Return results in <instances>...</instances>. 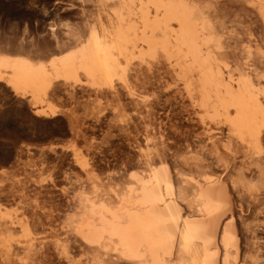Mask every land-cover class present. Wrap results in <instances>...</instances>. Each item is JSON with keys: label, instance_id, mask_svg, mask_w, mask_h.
Masks as SVG:
<instances>
[{"label": "bare ground", "instance_id": "6f19581e", "mask_svg": "<svg viewBox=\"0 0 264 264\" xmlns=\"http://www.w3.org/2000/svg\"><path fill=\"white\" fill-rule=\"evenodd\" d=\"M103 1L111 9L115 19H112L113 24L108 28L93 25L84 31L85 34H82L83 30L73 34L72 42L64 45L65 50L59 51V48L58 53H49L45 61L35 60L28 54L0 52V87L19 99L28 95L29 105L37 106L34 117H55L63 111L47 102L58 97L73 99L77 94L73 87L85 77L88 84L95 86L97 97L100 93L109 100V114L104 120L106 133L110 128L126 133L134 121L142 120V115L154 114L156 104H161V96L169 101L171 97L167 95L173 85L172 89L185 92L188 103H195L202 113L201 118L224 126L228 139L225 147L230 149L231 142L239 149L256 146L260 154L246 161L243 152V159L235 161L234 152L229 162L220 156L208 138L214 161L222 164L221 169H214V161L212 163L209 156L192 147L185 150L174 147V157L170 161L168 150L165 153L163 148L150 146L151 150L140 154V161L122 181L94 180L89 190H75L74 205L61 226L64 237L56 236L54 243L67 258L68 248L76 244L88 254L90 264L263 263V246L259 241L263 237L258 236L256 230L264 207V145H261L264 139V84L259 77L262 69L258 72L247 62L238 67L237 62L224 59L227 56L221 54L224 58L220 57L224 44L218 25H224L217 24L219 17L211 15L210 2L203 5V0ZM243 1L257 10L264 23V0ZM136 51L141 56L133 62L137 70L133 71L131 66L132 76L145 77V72L147 77H152L149 75L155 68H165L166 74L174 80V84L168 85L170 92L166 96L158 92L155 100L147 99L129 81L132 78L129 66ZM140 88L143 90L144 87ZM88 91L85 90L87 95ZM126 105L131 108H126L131 110L128 121L119 113ZM150 138L146 134L145 141L149 142ZM83 170L88 172L85 167ZM242 201H246V206ZM25 204L20 217L19 214L12 217L0 209V264H44L47 261L50 244L45 241L48 247L42 251L44 249L32 231L52 228V216L44 213L41 197L39 201L35 195L32 203ZM250 215L256 222L252 225L247 222ZM38 231L34 234L38 235Z\"/></svg>", "mask_w": 264, "mask_h": 264}, {"label": "rangeland", "instance_id": "374dc122", "mask_svg": "<svg viewBox=\"0 0 264 264\" xmlns=\"http://www.w3.org/2000/svg\"><path fill=\"white\" fill-rule=\"evenodd\" d=\"M203 1L201 0L203 5L210 2V9L213 10L209 9L211 15L215 16V18L219 17L216 18L217 21L214 18L217 24L223 23L224 25H218L220 28L219 33L222 36L221 42L224 44L222 48L224 52L220 53V57L223 59L224 56H227L224 59H228L230 62L234 61V64L237 62L238 64L236 63L235 65L238 67L247 62L250 65L253 64L252 66H255L258 72L262 69L259 77L261 83L264 84V23L257 10L253 7L251 8L243 0ZM48 13H50L49 16L47 15ZM112 17L110 7L103 0H0V52L3 51L2 53L9 55L28 54L27 56L34 57L35 60L40 58V61L43 59L45 61L50 54L65 50L64 45L67 46L69 42H72L73 34L82 30L83 33H81L85 34L93 25L97 28L110 27L113 24L112 22H114L113 20H115ZM51 26L53 27L51 28ZM221 28L224 29H222L224 32H222ZM140 56L141 54L136 51L135 56L131 59L132 63L129 67L131 68L132 66L134 68L133 71L138 68L134 63L138 61ZM156 69L152 72L153 74L149 73V76L153 78L147 77V73L144 70L143 74H146V76H140V78L132 76L134 74L132 68L129 71L132 76L129 81L142 91L141 93L145 98L150 100H155L158 92L167 95L170 92L167 89L168 85L174 84V80L169 73H167L168 75L166 74L165 68L166 72L162 68ZM85 79L83 77L80 79L78 86L75 85L76 87H73L74 91H77V94L75 93L77 97L75 96L73 99L58 97L47 100L48 102L45 101L47 103L50 102L56 109L60 107L59 109L63 111V114L46 118L33 116V111L37 106L29 105L28 95L19 99L18 96L15 97L10 91L0 87V209L2 208V211L9 212L12 217L18 216L17 214L20 217L23 209L25 211L26 202L32 203L35 195L39 201L41 197L42 204H46H43L44 213L51 214L53 221V229L47 228L46 232H42L39 229L36 232L34 230L36 234L38 231L39 236L32 231V234L38 239L37 242L42 246H40L41 249H44L42 251H45L50 244L47 249L51 251L47 250L49 256L44 264H90L88 254L76 244H71L68 248L69 257L67 258L63 256L61 248L54 243L56 236L61 239L64 237L61 226L65 215L74 205L73 193L78 189L89 190L94 180L122 181L125 179L127 172L135 168V164L140 161V154L148 153L151 147L154 149L163 148L165 153L168 150L167 157L170 161L174 157V147L177 146V148L184 150L187 147H192L196 152L209 156L208 158L213 163L215 159L209 151L207 142V139L210 138L220 156L229 162L232 160L230 155L234 152L237 157L235 161L243 159V152L246 154V161L248 158L249 161L260 154L256 146L251 148L247 145L243 149H239L235 147L234 142H231L230 149L225 147L227 130L224 126L218 122L214 123L206 117L201 118L202 113L197 109L195 103H188V99L185 98V92L183 93L182 89L180 92V89H172L174 88L173 85V87L171 86L170 95H167L169 96L168 98L171 97L169 99L170 102L166 101L164 96H161V104L157 103V106L155 105L154 114L142 115V120L134 121V125L132 123L126 133H118L112 128H110V132L106 133L107 123L104 120H107L106 117L109 114V100L100 93L97 97L98 92L94 89L95 86L91 85V83L88 84L89 81ZM82 80H85L84 83ZM171 80L173 81L171 82ZM114 83L117 85L118 82L115 81ZM85 85L86 87H83ZM141 86L142 88L144 87L143 90L140 88ZM178 86L181 88L180 83ZM166 89L167 91H164ZM85 90L86 92L90 90L88 91L90 92L88 93L89 95L85 93ZM174 91L175 93H173ZM123 100L124 102L125 100L127 101L126 97ZM70 102L73 103L70 104ZM63 107L64 109H61ZM126 108L131 109L130 105H126L124 108H120L122 112L119 111V113H121L122 117L124 115L123 118L128 121V116L130 115L128 111L131 110L127 111ZM151 115L152 119L150 121ZM143 116L145 118H142ZM94 119L96 120L94 121ZM82 121L86 122V124L84 125ZM196 121L199 122L197 123ZM95 124L96 126H94ZM78 132L84 134L81 133V136L78 135ZM146 134L152 137L149 142L145 141ZM261 145H264V139ZM228 155L229 157H226ZM216 163L214 161L213 165L216 168H213L217 169L219 167L218 169H221V162ZM84 167L88 169V172L83 170ZM35 192L40 193L38 195ZM37 195L40 197L38 198ZM26 196L32 199L29 198L28 200ZM20 198L24 200L23 203L20 202ZM46 198L48 199L46 200ZM237 202H239L238 199ZM242 203L246 206V201H242ZM259 218L261 223L256 230L258 236L263 237L259 241L263 246L261 248L263 263L261 264H264V207H262V213L259 214ZM253 221V216H248L247 222L250 225L256 223ZM44 242L48 245L46 246Z\"/></svg>", "mask_w": 264, "mask_h": 264}]
</instances>
